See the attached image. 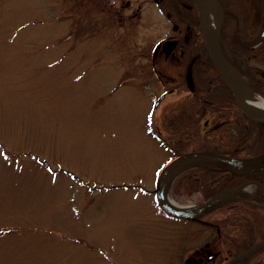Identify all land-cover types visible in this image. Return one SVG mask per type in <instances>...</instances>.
I'll return each mask as SVG.
<instances>
[{
	"label": "rangeland",
	"instance_id": "374dc122",
	"mask_svg": "<svg viewBox=\"0 0 264 264\" xmlns=\"http://www.w3.org/2000/svg\"><path fill=\"white\" fill-rule=\"evenodd\" d=\"M218 1L220 42H232L241 16L249 36L255 25L248 27L246 0ZM185 3L0 0V264H225L264 238L259 199L251 209L236 207L234 196L217 200L234 207L202 213L213 229L158 203L160 171L182 155L160 183L167 200L182 207L208 192H189L187 178L180 180L199 165L190 153L233 151L245 167L264 163V148L255 156L246 145L257 129L215 68L197 61L189 81L199 32L185 29L182 20L194 23ZM169 36L177 39L174 52L160 49L152 59ZM208 94L222 103L202 116ZM204 161L217 181H227L219 160ZM248 264H264V249Z\"/></svg>",
	"mask_w": 264,
	"mask_h": 264
},
{
	"label": "flooded vegetation",
	"instance_id": "af4514ba",
	"mask_svg": "<svg viewBox=\"0 0 264 264\" xmlns=\"http://www.w3.org/2000/svg\"><path fill=\"white\" fill-rule=\"evenodd\" d=\"M178 3L177 0H175V4ZM243 5L247 6V15L249 17L253 18V21L249 23L248 27H252L255 25V27L249 32L250 37L246 36L245 33L248 31L243 29L241 20L236 25V28L234 30V34L232 36V42L231 43H221V37L219 38V46L222 50V53L224 54L225 58L230 62V64L235 68L237 75L240 78L241 84L244 86H247V89L245 90L247 93H250L249 91L254 90L264 96V0H246V3ZM185 15L190 16L193 20V8L190 3H185V6L183 8ZM179 11L175 10V15L180 17ZM242 14V13H241ZM185 22V29L194 31L196 30L199 32V40L198 37L196 38V41L192 44L193 50L190 52V56L188 57V62L192 66V70H195V63L197 61H202V63L208 62V51L204 44H202L203 39L201 36V31L197 23H191L190 21L182 20ZM242 27V28H241ZM188 32L186 31L185 37H187ZM191 34H189L190 36ZM244 37L248 39V42L245 44H240V37ZM193 38V36L191 37ZM177 45V39L173 36H169L168 38L161 41L158 46L156 47V51H159L160 49L166 53V55H170L174 52V49ZM191 45V44H190ZM191 50V49H190ZM155 51V53H156ZM180 54H184V49L180 50ZM208 64V63H207ZM191 67V66H190ZM190 69V68H189ZM193 70V71H194ZM195 74V73H194ZM195 80V77L193 78ZM190 85V84H189ZM251 94V93H250ZM232 98L234 100L235 106L238 110V112L241 114V111L239 110L235 98L233 94L231 93ZM221 100V99H220ZM219 100V102H221ZM224 101V100H222ZM219 102L215 99L209 98L208 95H203L201 97V115H205L209 109L210 104H216L217 107H219ZM222 103V102H221ZM217 112V111H216ZM205 125H208L207 119L205 120ZM218 125H214L211 127V129H215ZM234 130L236 131L235 134L239 136L241 134L240 127L236 126L234 127ZM251 131V130H250ZM249 131V132H250ZM251 134V133H250ZM251 136V135H250ZM255 139V138H254ZM240 140L237 141L236 149L240 147ZM255 142H253L254 144ZM256 144V143H255ZM197 156H190L189 161L191 164L198 163L197 167L191 168L187 173V189L189 192H192L194 190L200 191L202 187L208 191L206 195L208 196H222L229 192L232 196L235 198H239L240 200L246 202V203H252L254 199L253 196L245 195L242 193V190L248 185L256 183L255 185V191L254 195H256L257 191L262 188L260 184L263 183L262 176L263 174H255L253 173L254 169L253 167H245L244 163L242 162H236V164H231L233 166H230V168H227L225 170V173L230 172L228 170H231L233 172V175L230 174V177H234L235 175H238L236 182L227 184L224 183V181H217L216 176L211 175L213 173V170H208L207 167H205L203 164L206 163L204 160L205 158H200ZM213 160V159H212ZM240 160V159H239ZM177 162V161H176ZM175 162V163H176ZM175 163L170 164L169 167L173 166ZM242 163V164H241ZM222 165L218 166L220 168ZM165 169L164 172L167 171ZM164 172L162 175V179L164 176ZM199 172V173H198ZM223 172V173H224ZM210 180H215V182L211 183ZM162 180H160L161 183ZM159 183V186H161ZM218 183V185H217ZM215 184V185H214ZM201 186V188H200ZM227 187V188H226ZM211 188V189H210ZM163 189V188H162ZM216 208L223 207L224 202H217ZM225 206H228L227 204ZM201 212L198 214V212H195L193 216L190 217V221H199L202 225H205L207 229H213L217 224H214L213 222L206 219ZM202 215V218L200 219L199 216ZM217 232L219 231V228H216ZM218 237V236H217ZM206 246H208V242H205ZM208 257H211L210 255ZM199 261H203V257H199Z\"/></svg>",
	"mask_w": 264,
	"mask_h": 264
},
{
	"label": "water",
	"instance_id": "95a60500",
	"mask_svg": "<svg viewBox=\"0 0 264 264\" xmlns=\"http://www.w3.org/2000/svg\"><path fill=\"white\" fill-rule=\"evenodd\" d=\"M196 7L198 10L199 25H200V29H201V32L203 35L204 44L207 47L210 54L212 55L213 59L215 60L216 65L218 66V64H220L226 70V72L228 74V79L225 76H224V78L232 90V93L235 97V101H236L238 107L249 118L264 122V115H261V114H258L256 112L252 111L246 105V103L243 99V95H242V92L240 89V83H239L237 76L232 71L230 64L226 60V58H225L224 54L222 53L220 47L218 46L217 42L215 40L212 41L208 35L207 24H206V6L204 3V0H197L196 1ZM163 97H164V93L161 94L160 97L156 100L155 105H157ZM201 156L219 158V159H223V160H227V161H231V162L236 161V159L229 157L227 155H223V154H216V153H209L208 152V153H201ZM253 172L264 173V168L256 169ZM213 199H214V197L207 199L206 201H204V202L200 203L198 206H196L195 209L199 210V209L207 206ZM158 201H159V204L162 207V209L165 212H167L173 216L189 217L194 213V211H187L185 209H178V208L170 205L166 201V199L163 195L162 189H159V191H158ZM263 243H264V240L261 241L259 244H263Z\"/></svg>",
	"mask_w": 264,
	"mask_h": 264
},
{
	"label": "bare ground",
	"instance_id": "6f19581e",
	"mask_svg": "<svg viewBox=\"0 0 264 264\" xmlns=\"http://www.w3.org/2000/svg\"><path fill=\"white\" fill-rule=\"evenodd\" d=\"M197 1V0H196ZM206 6V24L208 35L210 39L216 40L220 20L222 17V11L217 3V0H204ZM223 75L228 79L226 70L218 64ZM242 95L246 105L254 112L264 115V99L261 97H252L245 91L244 86L241 87Z\"/></svg>",
	"mask_w": 264,
	"mask_h": 264
},
{
	"label": "trees",
	"instance_id": "16d2710c",
	"mask_svg": "<svg viewBox=\"0 0 264 264\" xmlns=\"http://www.w3.org/2000/svg\"><path fill=\"white\" fill-rule=\"evenodd\" d=\"M186 1H187L188 3H190L191 6H192V8H193V10H195V7H194L192 1H191V0H186ZM208 59H209V61H210V64H212L211 59H210L209 57H208ZM212 65H213V64H212ZM219 77H220L221 82L225 84V82H224V80L222 79V77H221V76H219ZM251 123H253V122H251ZM255 124H257V125L259 126V128L264 127V124H262V123H255ZM260 141H262V140H260ZM258 147H259V148H257V152H260V151L262 150V148H261L260 146H258ZM179 149H180V148H179ZM181 149H182V147H181ZM177 150H178V149H177ZM179 154L182 155V152L179 153ZM186 176H187V175H183V176L181 177L180 180H185ZM180 182H181V181H180ZM240 201H241L242 206H243V205H244V206H247V205H248V203H245V202H243L242 200H240ZM244 206H243V208H244ZM249 247H250V246H246V245H244V247H243L242 249L245 250V249H248ZM261 249H264V245L260 246L259 248H257V249L254 250V251H249V252L245 253L242 257L237 258L234 262H238V264H248V260H249L254 254H256V252H258V251L261 250Z\"/></svg>",
	"mask_w": 264,
	"mask_h": 264
}]
</instances>
